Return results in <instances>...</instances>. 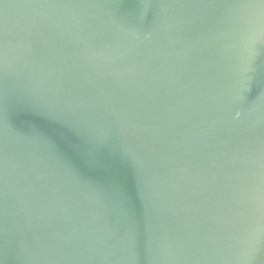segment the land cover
Instances as JSON below:
<instances>
[{
  "label": "water",
  "instance_id": "1",
  "mask_svg": "<svg viewBox=\"0 0 264 264\" xmlns=\"http://www.w3.org/2000/svg\"><path fill=\"white\" fill-rule=\"evenodd\" d=\"M0 264H264V0H0Z\"/></svg>",
  "mask_w": 264,
  "mask_h": 264
}]
</instances>
